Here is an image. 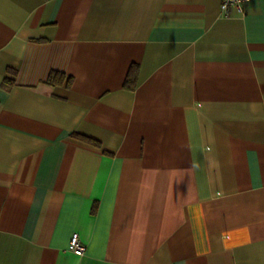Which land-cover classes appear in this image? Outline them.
<instances>
[{"label":"crops","instance_id":"0c3cea01","mask_svg":"<svg viewBox=\"0 0 264 264\" xmlns=\"http://www.w3.org/2000/svg\"><path fill=\"white\" fill-rule=\"evenodd\" d=\"M221 3L0 0V264H264V2Z\"/></svg>","mask_w":264,"mask_h":264},{"label":"built area","instance_id":"2783aa9c","mask_svg":"<svg viewBox=\"0 0 264 264\" xmlns=\"http://www.w3.org/2000/svg\"><path fill=\"white\" fill-rule=\"evenodd\" d=\"M251 0H222L221 9L226 12L230 7H235L239 12H244V6ZM264 2V0H261ZM69 249L77 254L82 255L85 251V246L77 233H73L69 240Z\"/></svg>","mask_w":264,"mask_h":264},{"label":"trees","instance_id":"16d2710c","mask_svg":"<svg viewBox=\"0 0 264 264\" xmlns=\"http://www.w3.org/2000/svg\"><path fill=\"white\" fill-rule=\"evenodd\" d=\"M134 69L132 68L129 73H128V76L126 78V81H125V86L126 87H129V88H132L133 87V83H134V80H133V77H134ZM63 80V75L60 74V73H57V72H52L50 73L48 79H47V82L50 83V84H55V83H60L62 82ZM74 136H76L77 138H80L84 141H87V142H90V143H93L95 145H98V142L91 139V138H87V137H84V136H81V135H78V134H74Z\"/></svg>","mask_w":264,"mask_h":264}]
</instances>
